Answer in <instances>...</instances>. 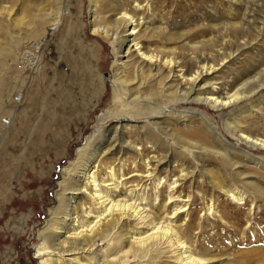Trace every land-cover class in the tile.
<instances>
[{
    "label": "bare ground",
    "instance_id": "6f19581e",
    "mask_svg": "<svg viewBox=\"0 0 264 264\" xmlns=\"http://www.w3.org/2000/svg\"><path fill=\"white\" fill-rule=\"evenodd\" d=\"M13 1L16 10L0 0V22H19L21 0ZM55 1L48 8L42 2L39 7L38 0V4L27 0L32 10L24 14L28 36L42 33L25 46L29 93L36 88L35 70L43 61L44 49L60 26L61 1ZM99 1L90 0V27L93 34L112 40L114 61L113 78L100 77L97 95L105 92L109 82L115 108L99 117L98 124L104 126L84 138L61 169L47 218L29 234L35 261L139 264L149 257L144 264H264V252L251 260L257 250L237 249L236 243L247 239V229L264 227L259 216L264 211V116H206L198 110L185 108L181 113L174 108L194 101L219 111L258 93L263 82L254 88H248L247 82L235 87L221 75L233 55L227 51L235 43L237 50L251 44H239L237 33L234 40L221 43L204 36L199 42L190 40L192 30L169 25L172 12L179 8L175 2L167 19L155 0H116L108 10L98 12ZM236 23L229 25L234 29ZM122 34L125 37L118 43ZM10 47L7 51L19 54ZM206 47L217 49L206 53ZM151 97L162 104L155 105ZM254 109L242 114L253 115ZM133 119L143 121L133 124ZM7 120L12 121V116ZM59 138L64 148L57 157H62L69 138ZM208 160L222 169L210 165L209 170ZM47 175L41 171L38 180ZM31 217L23 216L25 235ZM224 229L227 236L220 234ZM254 233L251 243L257 241ZM237 256L240 259L234 261Z\"/></svg>",
    "mask_w": 264,
    "mask_h": 264
},
{
    "label": "rangeland",
    "instance_id": "374dc122",
    "mask_svg": "<svg viewBox=\"0 0 264 264\" xmlns=\"http://www.w3.org/2000/svg\"><path fill=\"white\" fill-rule=\"evenodd\" d=\"M6 1L4 3L6 7L12 6L13 10L17 9L13 0ZM51 1L57 4L55 0H48L47 3L46 0H38L39 7L43 4L42 7L51 8L54 4ZM60 1L61 4L58 5L62 12L60 26L44 49L42 63L35 70L39 76L36 78V88L33 93H29L27 88L30 67L27 65L25 51L27 47L25 46L28 39L33 42L42 36V33L28 36L29 28L24 14L32 10L27 6V0H21L19 4L18 8L22 10V15L18 18V23L0 22L3 28L0 30V45L2 44L0 46V118H3L0 120V127L3 126L2 129L0 128V264H37L32 253L34 241L29 234L31 231L35 233L47 218L46 210L53 205L55 183L60 171L70 159H73L75 147L84 144V138L91 137L95 129L104 126L98 124L99 117L108 116V112L115 108L109 82L105 92L99 97L97 95L100 77H103L105 81L109 76L113 78L112 40L107 41L100 35L92 33L90 0ZM155 1L160 12L166 13L167 19V14L171 11L169 8L174 2L178 3L179 8L175 6V13L172 12L173 15L169 18V20L173 19V22L169 25L171 27L182 25V29L192 30L193 37L190 40L199 42L203 40L200 36H204L205 39L214 37L218 43H221L228 38L233 39L237 33L239 44L245 41L251 45L237 50L235 43L234 49L227 51V54L233 52V55L229 58L230 63L221 75L227 77L226 80L233 83L235 87L247 82L248 88H254L261 82L264 83V30L260 31L264 24L263 0H257L258 3H252V0ZM231 1H235L232 6L229 4ZM111 2L116 0H100L97 5L98 12L108 10ZM162 3L164 8L160 9L163 6ZM233 23L237 24L233 25L234 29L229 25ZM213 25L216 29H210ZM244 27L250 28L247 33ZM224 33L229 37L223 38ZM257 35L260 37L258 38ZM124 37L125 34H122L117 42L120 43ZM9 47H14L19 54L15 55L16 53L7 51ZM119 48L118 44L117 49ZM205 49L204 52L209 53L217 47L211 48L212 50H208L207 47ZM35 53L37 55L39 51L36 50ZM19 96L22 102L17 100ZM151 99L155 105L162 104L155 97ZM181 105L174 107L178 111L181 110V113L182 109L186 108L187 111H201L206 113V116H264V88L249 99L219 111L194 101H190L188 105ZM248 108L251 110L255 108L254 110L257 111L253 115L242 114V111ZM11 116L13 120H7ZM79 116L89 117L82 122ZM141 121L143 119H133L132 123ZM59 137L69 138V142L65 144L67 151L62 157H57V153L63 147ZM207 163L209 170H211L210 165H212L211 168L219 169L222 166L219 163L216 164L214 160H208ZM250 169L256 172L255 169ZM40 170L50 173L41 182L38 180ZM229 210L233 211V209ZM261 212L259 211V216L261 223L264 224V218H262L264 211L262 214ZM26 214H31L32 217L29 222L30 229L25 235L23 216ZM262 228L247 229V239L236 242L237 249L257 250L253 251L251 260L256 259L255 256H258L259 252H264ZM253 230L257 241L251 243L249 238ZM220 234L228 235L225 229L220 230ZM260 243L262 245H259ZM13 251L15 257H13ZM148 259L149 257L140 260L139 264H144L143 261ZM233 259L235 261L240 258L237 256Z\"/></svg>",
    "mask_w": 264,
    "mask_h": 264
}]
</instances>
